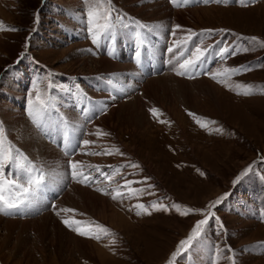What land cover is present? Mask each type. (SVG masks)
Masks as SVG:
<instances>
[{
	"label": "rangeland",
	"instance_id": "374dc122",
	"mask_svg": "<svg viewBox=\"0 0 264 264\" xmlns=\"http://www.w3.org/2000/svg\"><path fill=\"white\" fill-rule=\"evenodd\" d=\"M158 2L171 9L168 18L152 16L151 6ZM203 8L214 9L196 20L189 14L191 30L229 31L217 32L211 38L205 32L203 37L195 38L202 39L201 47L221 41L218 48L226 46V41L238 47V54L225 64L215 57L214 50L199 74L189 70L187 76H179L176 73L183 70L178 67L180 58L175 53L180 51L187 34H173L171 20L176 12ZM0 9V125L7 136L4 147L10 143L13 150L19 149L42 167L45 186L50 187V195L44 186L32 207L17 215L0 214L1 220L19 221L0 222V264H168L179 241L203 218L199 210L206 214V205L220 197L224 199L213 209L204 239L173 264H264V67H256L264 65V47L256 45L248 52L242 51L249 46V37L264 41V0H94L90 4L85 0H0ZM89 9L96 13L93 23L94 27L98 25L97 31H102L108 22L104 18L108 9L113 10V27L98 46L92 45L87 33ZM141 24L146 28L141 29ZM12 28L16 30H7ZM237 36L245 39L238 40ZM169 47L174 48V53L168 52ZM137 51L141 53L139 62ZM83 58L104 59L130 69L90 73L77 66ZM240 65L253 70L231 79L218 77L220 83L204 74L209 69L215 72L222 71L223 66ZM166 73L186 82L205 78L219 88V93L213 95L198 84L172 88L157 84L147 94L143 92L147 80ZM101 76L106 79L98 80ZM49 79L51 88L47 87ZM107 79H112L115 86H109ZM37 80L42 82L39 90L43 98L51 93L53 100L46 116L49 123L43 125V131L26 114L28 99H35L37 94L33 87ZM237 84L250 85L252 94L237 95L244 91ZM136 98H141L137 106L133 104ZM92 104L107 108L103 114L85 113L84 108ZM153 107L157 109L156 116L149 111ZM13 109L21 114L19 123L14 121ZM112 109H117L114 114H110ZM106 116H110L113 127L104 131L109 135H88L97 131L90 126ZM197 120L205 127L201 128ZM62 128L67 132L63 133ZM26 129L34 131L41 144L53 148L58 156L47 161L44 148L41 151L40 143L38 148L30 141L32 133L29 135ZM55 137L59 141L50 139ZM82 139L95 144L66 154L73 153L69 141L75 146ZM105 149L113 154H86ZM69 160L79 162L78 170L93 177L89 184L71 178ZM20 163H25L22 157ZM132 164L139 167H130ZM92 165L99 166L111 179L96 172ZM249 166L248 175L233 184ZM56 168L61 171L56 172ZM6 171L10 177L19 175L13 168ZM126 181L134 183L125 186ZM69 187L86 190L91 197L77 190L69 201L59 205ZM117 192L120 195L112 199ZM89 199L96 200L98 207ZM102 202L115 207L133 228L124 232L111 228ZM156 202L166 208L153 209L151 205ZM53 204L58 211H52ZM137 204L145 205V209L134 207ZM172 205H179V209ZM185 209L196 211L182 215ZM47 212H52L66 232L93 246L77 245L52 226L34 221ZM217 218L221 223H216ZM27 220L31 224L21 223ZM63 220L78 221L74 228L99 234L101 239L82 237L65 227ZM97 225L110 234L101 233Z\"/></svg>",
	"mask_w": 264,
	"mask_h": 264
},
{
	"label": "snow or ice",
	"instance_id": "6c2138e0",
	"mask_svg": "<svg viewBox=\"0 0 264 264\" xmlns=\"http://www.w3.org/2000/svg\"><path fill=\"white\" fill-rule=\"evenodd\" d=\"M94 0H85V3H93ZM103 2V0H101ZM187 2V0H185ZM204 3H209L210 0H203ZM214 2L220 3L221 0H214ZM252 3L255 2V0H251ZM170 3H176V0H170ZM247 6V5H244ZM112 9H108V14L106 17H104L108 22L103 25L102 31L95 30L94 27V17L96 13H94L93 10L89 9L86 12L87 17V33L88 36L91 39V43L93 46H98L100 44V41L104 39L110 32V30L113 27V16H112ZM117 16L119 13L116 14ZM38 19V15H37ZM2 22H0V28H2ZM141 29H145L146 26L141 24ZM180 26L176 25L172 29V33L175 34L176 30L179 29ZM11 31H15L16 29H7ZM229 30L227 29H207L202 30L200 33H197L193 30H187V36L186 39L183 41V44L180 46V51L178 53H175L176 58H180L178 67L182 69L183 71H178L176 74L179 76H187L189 73V70L192 71L193 75L199 74L198 70L202 68L208 61L209 55L213 54L215 57H218L221 62H224L226 64L227 59L234 57L236 54H238V47H233L232 45L227 44L226 41L223 43L226 46L222 47H216V45L221 44V41H217L215 45H209L206 48H202V39L196 40L195 38L203 37L204 33L207 32L209 34V38L211 36L215 35L217 32L219 33H227ZM139 36L140 33H137ZM238 40L245 39L244 37L237 36ZM248 45L251 46H245L242 51L248 52L251 50L252 47H255L256 45H259L261 47H264V41H261L258 37L252 36L247 38ZM169 53H174V48L169 47L168 48ZM136 57L139 62V58L141 56V53L139 51L136 52ZM256 67H264V65H256ZM253 68L251 66H223L222 71H212L209 69L206 73V75H210L213 80H216L217 83L222 82L218 77H224L225 79H231L235 75H240L248 71H252ZM191 78V77H189ZM98 80H104L105 77H97ZM42 82L37 80L33 82V87L37 89V94L35 96V99L29 98L27 101V108H26V114L30 118L31 122L34 124L35 127H37L38 130L43 131V125L49 123L46 120V116L48 112L53 107V100L49 96L48 98H43L41 91L39 90V85ZM107 84L109 86H115L114 81L112 79H107ZM47 87H52V81L51 79L47 82ZM236 87H243L244 91L237 92V95H250L252 94L251 86L250 85H244L241 86L240 84H237ZM107 108V105H97L92 104V107H85L84 112H94L103 114ZM153 116L157 115V109L155 107L151 108L149 110ZM189 115H193L192 113H188ZM201 128L205 127L204 123H201L200 120L196 121ZM212 123H215V121H212ZM217 131H222V129H216ZM97 135V137L100 136H106L109 135V133L104 132L103 130L98 129L95 133L89 132L88 135ZM7 140V136L5 135V131L3 128V125H0V214H8L10 212H19L22 210H25L29 207H32L33 204L36 201L37 194L42 190V188L45 186V173L42 167H38L35 165L32 161H30L27 156H24L23 153L20 152L19 149L13 150L12 145L9 143L8 147L5 148L4 144ZM95 144V141H90L87 139H82L77 142L75 146L72 145L71 141L68 142V147L73 148V153H66L69 155L74 154L75 149L79 148L80 146L87 147L89 145ZM116 152L119 153V149H116ZM91 155H111L113 154L111 151L105 149L101 152H92V153H86ZM120 155H124L123 153H119ZM21 157L25 161V163L21 164L20 159ZM69 167L71 169L70 175L71 178L78 182V183H84L89 184L93 177L90 174H85L82 170H78V164L79 162H73L72 160H69ZM130 167H139V165H129ZM91 167H94L96 172L101 173V175L106 176L108 179H111V176L107 173H103L101 168L96 165H92ZM110 167V166H109ZM8 168H14L16 170V173L19 175L13 174L11 177L9 173L6 171ZM251 170V166L249 168L244 169L234 180L233 184H236L238 181H240L241 177L248 175L249 171ZM131 181H126L125 186L130 185ZM135 183H140L139 181ZM150 187V186H149ZM98 191H101L98 189ZM7 193V195H5ZM103 194L109 195L110 193L104 192ZM134 194V193H133ZM152 194V193H149ZM120 195L119 192L116 193V195H112V199H117V197ZM224 197H220L216 199L213 202H209L208 205H206V214L205 210H199V214L203 216L202 219L197 220L194 225L192 226L189 234L185 239H182L179 241L176 250L171 254V258L168 261V264H173V262L177 259V257L181 256L185 252L189 251L191 248H193L196 244L200 243L204 239V233L206 230V226L209 224V221L213 218L214 213L213 209H215L217 206H219L222 202ZM54 210L56 209V205L51 206ZM136 208L145 209V205L143 204H137L134 205ZM153 209H163L166 208V206L162 202H156L151 205ZM172 207L179 209V205H172ZM62 211H68V209H62ZM196 210L191 209H185V211L182 213V215H189L195 212ZM137 215H140V212L136 213ZM150 214V213H148ZM62 223L65 225V227L69 228L72 231H75L78 235L82 237H86L89 239H96L100 240L101 235L99 234H90L87 231L81 230V228L73 227L74 223H79L78 221H72L69 220H63ZM216 223H221L220 220L217 218ZM101 233L110 234L109 230L104 228L103 226L97 225ZM221 227L223 225L221 224ZM228 251H232L231 248L228 249ZM231 259V257H229ZM233 264L235 262L233 261Z\"/></svg>",
	"mask_w": 264,
	"mask_h": 264
},
{
	"label": "bare ground",
	"instance_id": "6f19581e",
	"mask_svg": "<svg viewBox=\"0 0 264 264\" xmlns=\"http://www.w3.org/2000/svg\"><path fill=\"white\" fill-rule=\"evenodd\" d=\"M154 1V0H153ZM136 4V3H135ZM154 9H153V8ZM132 8V7H131ZM147 8V7H146ZM151 8L153 9V14L152 16H158V19L162 17V19L164 17L168 18L169 17V14H170V10L168 7L164 6V4H161V3H154ZM134 9V8H133ZM213 10L214 8H203V9H194V10H190V11H186L185 13H174L173 17H174V20L172 22V26L175 27L176 25H179L180 28L176 30V36L179 35V36H184L185 34H187V30L190 29V24H189V19H188V15L191 13L193 14L195 20L196 19H199V17H202L203 15H207L209 13L210 10ZM132 11V10H131ZM134 11V10H133ZM0 14H2V10L0 9ZM164 16V17H163ZM157 18V17H156ZM144 20V19H143ZM155 20V19H154ZM160 20V19H159ZM158 20V21H159ZM191 20V19H190ZM146 21V19L144 20ZM167 22V21H166ZM165 22V23H166ZM163 23V21H162ZM164 23V24H165ZM161 24V22L159 23ZM159 26H162V25H159ZM172 27V28H173ZM191 30V29H190ZM173 38V37H172ZM78 45V44H77ZM77 47V46H76ZM81 48V47H80ZM79 48V50H80ZM84 48V47H83ZM93 60V59H92ZM92 60H89L87 58H83L80 60H78V64L77 66H82L83 68H87L90 73L92 72H106V71H109V70H113V72H127L129 71L128 69H130V67L128 65H117V64H113V63H110L106 60H97V61H92ZM76 63V62H75ZM91 64V66H90ZM129 67V68H128ZM80 69V68H79ZM117 74V73H116ZM97 84V83H96ZM162 85L163 87H165L166 85L170 86L171 88L173 86H176V87H179V86H184L186 84H198V85H203V86H206L211 92H213V95L219 93V88L214 86L213 84L209 83L207 81V79L203 78L201 80H198V81H193V82H186V81H182V80H179L177 78H174L170 76V74L166 73L164 74L163 76L161 77H157L155 79H149L146 81L145 85H144V88H143V92L145 94H147L149 91H151L153 88H156V85ZM143 86V85H142ZM141 86V87H142ZM97 93V92H96ZM141 98H136L135 101H133V104L137 106L138 102L140 101ZM141 104V102H140ZM122 106V104H121ZM133 107V105L131 106ZM125 108V107H124ZM117 110V109H116ZM115 109H112L110 114H114L116 112ZM12 116L15 118L14 121L19 123L21 121V114L20 112L18 111V109H13L12 111ZM111 121V118L110 116H106L102 119H100L98 122H96L94 125L90 126V128H93V129H100V130H110V129H113L112 127V124L110 123ZM22 123V122H21ZM24 127L27 128V126L23 125ZM29 129V128H28ZM46 129V128H45ZM65 129V128H64ZM22 130V129H21ZM27 130V129H26ZM67 130V129H66ZM27 132L29 133V135L31 134V138H30V141L33 142V143H37L38 144V148H40L41 146V151H42V148H44V151H43V154L44 156L47 157V161L49 160V158L51 156H58L56 151H54L53 148L49 147L48 145H44L43 143V146L40 142V140L37 138L38 136H36L34 131H32L31 133L27 130ZM67 132V131H65ZM64 132V133H65ZM68 134V133H67ZM23 136V135H22ZM28 137V134L26 135ZM29 138V137H28ZM28 140V139H27ZM39 143L41 144L39 146ZM28 145V144H27ZM33 145V144H32ZM36 146V145H35ZM55 158V157H54ZM52 161V160H51ZM51 163V162H50ZM54 168V167H53ZM58 170V171H57ZM59 170L61 171V168L57 169L56 168V172L59 173ZM63 171V170H62ZM57 173V174H58ZM58 185H55V187L58 189L57 187ZM80 191L83 192L84 194H86L87 196L91 197V194L88 193V191L86 190H81L79 187H69V190L68 192H66V194L62 197V200H60L59 202V205L61 203L64 204L65 201H69V198L72 194L73 191ZM80 195V194H79ZM57 196V195H56ZM75 196L71 197V199H73ZM59 200V199H58ZM75 200V199H74ZM90 203H93L94 206H97V203L95 202L96 200H90ZM57 202V201H56ZM55 202V203H56ZM38 204V203H37ZM55 205V204H54ZM43 206V205H42ZM45 206V205H44ZM100 207V206H99ZM57 209H53L52 211L56 212L59 210L58 207H56ZM103 211H108L109 215L107 216V219H106V222L108 223V225L113 228V229H121L123 232L127 229L130 230L129 228H133L131 227L128 222L125 220L126 218L124 217V215H119V213L117 212V210L115 209V207H111V206H108L106 205L105 202H102V207ZM34 211V210H33ZM102 211V210H101ZM30 213V212H29ZM107 213V212H106ZM27 216H24L22 218H25ZM37 218V217H36ZM35 218V219H36ZM20 219V218H19ZM34 221H39L43 226H47L49 225L52 226L54 228V231L57 233H62V235L64 234L66 237L68 238H72L74 243L75 244H79V245H87L88 247H92L93 245L90 243V242H87V241H84V240H81V239H78L74 236H72V234L66 232L64 229L61 228V226L58 224V222L55 220V217L54 215L52 214V212H47L45 214H43L41 217H39L38 219L34 220ZM0 222H5L6 224H12V223H17L19 222L18 220H1L0 219ZM30 223V220H27V221H23L21 223ZM32 222V221H31ZM4 223V224H5ZM33 223V222H32ZM31 224V223H30ZM49 229V228H48ZM47 231V230H46ZM53 231V232H54ZM61 231V232H60ZM4 259V258H2Z\"/></svg>",
	"mask_w": 264,
	"mask_h": 264
}]
</instances>
